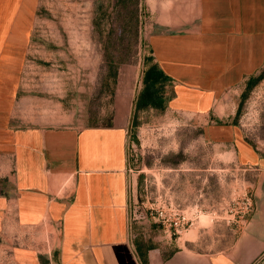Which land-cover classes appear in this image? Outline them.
I'll return each mask as SVG.
<instances>
[{
  "label": "crops",
  "instance_id": "0c3cea01",
  "mask_svg": "<svg viewBox=\"0 0 264 264\" xmlns=\"http://www.w3.org/2000/svg\"><path fill=\"white\" fill-rule=\"evenodd\" d=\"M142 2L153 25V62L165 76L163 88H172H162L167 108L207 114L227 92L261 77L264 0ZM45 5L0 0V264H264V178L256 215L230 243L173 241L165 232L167 254L134 239L126 120L78 127L18 116L32 102L27 66L41 47ZM245 143L236 139L243 158ZM248 158L264 175V157Z\"/></svg>",
  "mask_w": 264,
  "mask_h": 264
},
{
  "label": "rangeland",
  "instance_id": "374dc122",
  "mask_svg": "<svg viewBox=\"0 0 264 264\" xmlns=\"http://www.w3.org/2000/svg\"><path fill=\"white\" fill-rule=\"evenodd\" d=\"M45 8L41 47L27 66L25 95L32 102L18 116L78 127L127 121L135 240L163 246L169 254L172 247L160 238L165 232L173 241H215L218 248L235 239L256 215L264 178L257 163L248 161L250 153L264 157V70L247 96V88H235L207 114L167 108L163 91L173 94L172 88L161 84L163 105L137 111L144 74L154 64L153 25L142 0H46ZM109 53L115 65H109ZM225 126L231 127L227 144ZM236 139L245 140L248 157L240 156ZM161 214H185L190 224L175 236Z\"/></svg>",
  "mask_w": 264,
  "mask_h": 264
},
{
  "label": "trees",
  "instance_id": "16d2710c",
  "mask_svg": "<svg viewBox=\"0 0 264 264\" xmlns=\"http://www.w3.org/2000/svg\"><path fill=\"white\" fill-rule=\"evenodd\" d=\"M109 65H115V63L110 59L112 58V55L109 53ZM260 80V78L257 79H251L247 85V93L256 85V83ZM165 81L164 74L158 69V67L153 64L144 74V84L145 87L143 91H141L137 97L136 102V110H142L144 108L150 107V106H160L163 105V97L159 96V85H163V82ZM158 97V99L156 98Z\"/></svg>",
  "mask_w": 264,
  "mask_h": 264
},
{
  "label": "built area",
  "instance_id": "2783aa9c",
  "mask_svg": "<svg viewBox=\"0 0 264 264\" xmlns=\"http://www.w3.org/2000/svg\"><path fill=\"white\" fill-rule=\"evenodd\" d=\"M161 216L163 218V224H165L169 229L173 230L174 235L180 234L190 224V219H188L185 214H177L173 217H165L163 214H161Z\"/></svg>",
  "mask_w": 264,
  "mask_h": 264
}]
</instances>
